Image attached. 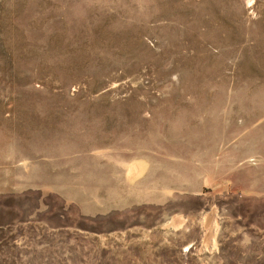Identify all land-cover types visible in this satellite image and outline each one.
Listing matches in <instances>:
<instances>
[{
  "label": "rangeland",
  "instance_id": "374dc122",
  "mask_svg": "<svg viewBox=\"0 0 264 264\" xmlns=\"http://www.w3.org/2000/svg\"><path fill=\"white\" fill-rule=\"evenodd\" d=\"M0 264H264V0H0Z\"/></svg>",
  "mask_w": 264,
  "mask_h": 264
}]
</instances>
